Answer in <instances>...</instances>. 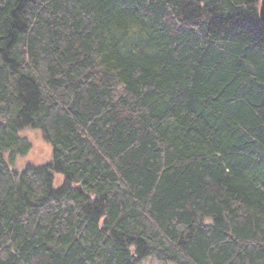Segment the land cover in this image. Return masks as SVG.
Segmentation results:
<instances>
[{
	"label": "trees",
	"instance_id": "16d2710c",
	"mask_svg": "<svg viewBox=\"0 0 264 264\" xmlns=\"http://www.w3.org/2000/svg\"><path fill=\"white\" fill-rule=\"evenodd\" d=\"M260 6L0 0V264H264Z\"/></svg>",
	"mask_w": 264,
	"mask_h": 264
},
{
	"label": "rangeland",
	"instance_id": "374dc122",
	"mask_svg": "<svg viewBox=\"0 0 264 264\" xmlns=\"http://www.w3.org/2000/svg\"><path fill=\"white\" fill-rule=\"evenodd\" d=\"M141 34L138 30L132 29L127 33H121L119 36L122 40V45L126 50L132 47V45L141 39ZM25 137H28L27 141L21 142L18 145V149L13 155L11 152L6 154V158L10 161L12 160V165L17 170H23L28 165L40 166L48 163L52 159L53 149L51 144L44 139L42 133L39 130L26 129L23 132ZM12 155V157H11ZM65 178L62 174L56 173L54 185L59 187L63 184ZM135 264H167L165 262L159 261L155 257H148L141 260Z\"/></svg>",
	"mask_w": 264,
	"mask_h": 264
},
{
	"label": "water",
	"instance_id": "95a60500",
	"mask_svg": "<svg viewBox=\"0 0 264 264\" xmlns=\"http://www.w3.org/2000/svg\"><path fill=\"white\" fill-rule=\"evenodd\" d=\"M260 18L264 22V0H261V6H260Z\"/></svg>",
	"mask_w": 264,
	"mask_h": 264
}]
</instances>
